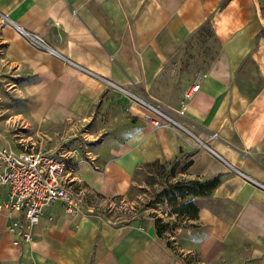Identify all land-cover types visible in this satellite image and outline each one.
I'll return each mask as SVG.
<instances>
[{"label": "crops", "instance_id": "1", "mask_svg": "<svg viewBox=\"0 0 264 264\" xmlns=\"http://www.w3.org/2000/svg\"><path fill=\"white\" fill-rule=\"evenodd\" d=\"M206 24L219 50L202 62L208 76L184 117L193 128L153 129L143 102L157 100L165 67ZM18 29L45 35L55 53ZM4 100L33 122L96 126L101 172L77 173L100 193L125 194L140 165L184 157L191 165L181 176L222 180L192 199L196 220L167 232L178 253L151 220L97 222L54 202L19 246L13 215L0 212V264H264V0H0Z\"/></svg>", "mask_w": 264, "mask_h": 264}, {"label": "rangeland", "instance_id": "2", "mask_svg": "<svg viewBox=\"0 0 264 264\" xmlns=\"http://www.w3.org/2000/svg\"><path fill=\"white\" fill-rule=\"evenodd\" d=\"M218 50L219 43L209 27L204 26L190 35L180 48L176 59L168 63L159 78L154 90L157 100L154 99L153 104L168 115L175 114L183 90L190 82L195 70L202 62L211 61ZM4 103L0 102V133L13 150L50 152L59 159L74 162L76 166L73 171L76 175L77 172L80 173V168L86 165L96 172H101V168L93 164L99 152L98 146L103 142L101 135L97 134L96 126H91L89 123L33 122L26 115L23 105H7L6 100ZM184 117L180 119V122L187 125L189 129L193 128L190 127L193 126V122ZM145 122L149 124L148 121L145 120ZM89 133L93 135L89 136ZM187 161V157L179 161L180 166L174 178L168 176V171L175 162L166 163V169L141 168L132 177L128 191L122 195L100 193L82 177L73 178L67 188L79 200L80 208L78 214L72 216L81 214L97 222L107 220L117 224H128L135 219L153 222L157 217L164 223H169L170 228L167 232H170L182 225L185 220L179 215V210L175 212L176 208L166 204L162 191L166 189L167 184L180 179L188 180L179 173ZM167 232L162 234V237L168 243L169 249L178 253L172 245L173 232L171 234ZM183 259L186 264L192 261L191 258Z\"/></svg>", "mask_w": 264, "mask_h": 264}, {"label": "built area", "instance_id": "3", "mask_svg": "<svg viewBox=\"0 0 264 264\" xmlns=\"http://www.w3.org/2000/svg\"><path fill=\"white\" fill-rule=\"evenodd\" d=\"M18 33L34 48L55 53L45 35L27 33L23 29H18ZM208 72L209 64L201 63L184 90L175 114L168 115L153 102H143L152 113L147 117L149 125L153 129L167 127L182 132L184 127L180 119L186 115ZM216 136L212 134L209 138ZM75 166L74 162L59 159L50 152L15 151L0 133V189H6L5 199L0 202V212H6L10 217L13 215L8 231L18 237L13 241L14 246L32 241L35 227L52 203H62L64 211L70 215L78 214L79 200L67 188L73 178H79L73 171Z\"/></svg>", "mask_w": 264, "mask_h": 264}, {"label": "trees", "instance_id": "4", "mask_svg": "<svg viewBox=\"0 0 264 264\" xmlns=\"http://www.w3.org/2000/svg\"><path fill=\"white\" fill-rule=\"evenodd\" d=\"M204 26L209 27L208 24ZM167 164L166 163L160 164L159 161H155L152 163H145L143 165H140L136 169L132 177H134L137 174V172L143 167H150V168L158 167V168L166 169ZM190 165L191 162L185 163V165L181 167V171L179 173L185 172ZM179 166L180 163L175 162L169 168L168 176L174 178ZM221 180H222L221 175H217L208 179H200V178L188 179V180L180 179L178 181H175L174 183L167 184L166 189L162 191V196H164L165 202L168 206L172 208H176L175 212L179 210V215L182 217L183 220H196L198 218V208L196 207L192 199L195 197L209 196L213 192V190L221 183ZM179 203H181V205H177ZM175 225L174 227H176ZM153 226L155 229L156 236L159 239L164 240L162 234L167 232L168 229L170 228L169 223H164L161 218L156 217L153 220ZM166 246L169 248L167 242H166Z\"/></svg>", "mask_w": 264, "mask_h": 264}, {"label": "water", "instance_id": "5", "mask_svg": "<svg viewBox=\"0 0 264 264\" xmlns=\"http://www.w3.org/2000/svg\"><path fill=\"white\" fill-rule=\"evenodd\" d=\"M49 34H50L51 38H53V40L59 41L58 31H57L56 27H52L49 31Z\"/></svg>", "mask_w": 264, "mask_h": 264}]
</instances>
